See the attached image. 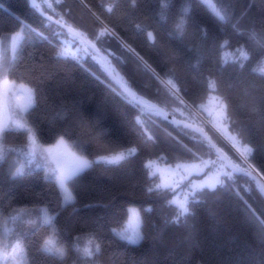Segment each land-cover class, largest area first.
Wrapping results in <instances>:
<instances>
[{
    "label": "trees",
    "instance_id": "1",
    "mask_svg": "<svg viewBox=\"0 0 264 264\" xmlns=\"http://www.w3.org/2000/svg\"><path fill=\"white\" fill-rule=\"evenodd\" d=\"M38 1L47 15L95 43L116 77L141 102L203 128L247 174L233 172L214 190L196 191L197 200L193 202L191 195L187 215L170 202V190L160 188L163 199L146 195V187L156 188L158 182L150 174L149 160L176 163L216 156L224 161L195 130L136 106L89 49L81 60L58 55L61 37L81 42L45 19L31 0H0L4 65L11 81L38 89L39 107L29 111L40 121V145L53 144L63 135L78 154L92 159L136 150L119 164L94 162L73 177L68 184L74 200L64 203L55 173L29 165L23 154L19 155L26 164L23 175H11L13 156L29 147L19 138L22 130H14L4 144L6 161L0 162L5 264H85L83 250L95 254L97 245L101 251L89 258V264H264V191L248 175L255 169L264 177V0H212L215 10L204 0ZM181 17L186 20L183 33L175 27ZM104 26L117 36L97 41ZM16 32L22 38L14 59L10 42ZM125 45H131L148 66ZM241 47L249 59L240 56ZM225 50L232 56L226 60ZM173 85L180 91L175 92ZM213 93L230 96L232 123L224 125L241 145L256 148L246 160L219 140L209 125L205 108ZM54 113L60 114L58 119ZM138 113L145 126L137 120ZM25 118L28 123L27 114ZM77 142L85 143L86 150L76 149ZM13 148L17 153L9 151ZM131 205L141 217L144 238L137 245L115 231L125 224ZM40 208L56 216L53 224L61 235L54 239L67 251L64 259L38 250L53 231L42 227L32 235L27 220L41 217ZM148 208L152 211L146 212ZM16 212L22 216L13 220Z\"/></svg>",
    "mask_w": 264,
    "mask_h": 264
},
{
    "label": "snow or ice",
    "instance_id": "2",
    "mask_svg": "<svg viewBox=\"0 0 264 264\" xmlns=\"http://www.w3.org/2000/svg\"><path fill=\"white\" fill-rule=\"evenodd\" d=\"M133 3H135V0H133ZM111 11V9H109ZM185 14L188 12V9H184ZM221 20L224 18L221 16ZM186 24V20L181 17L180 22L175 25V27L180 30L181 33L184 31V25ZM117 36V33L113 30L108 28L107 26H104L100 32V34L96 37V40L99 41L102 36ZM149 36H152V33L148 34ZM20 39V33L16 32L14 35H12V53L13 58L15 59V55L17 54V44ZM41 39H46V37H41ZM82 43L86 44L87 47L85 48V51H88V48L90 47L94 51H99L97 49L96 44L91 41H82ZM228 41L225 40L224 44H227ZM224 44L221 45V47L224 46ZM127 50L133 55L137 57V59L144 64L145 66H148V62L144 59L143 56H141L131 45H125ZM237 51L240 53V56L247 60L249 59L248 54L243 51V47L238 48ZM23 55V53H21ZM43 59V58H42ZM175 59V57H173ZM243 67V65H241ZM153 72H155L154 69H152ZM171 71V70H170ZM157 76H159V73H156ZM167 75V73H166ZM8 76L9 72L5 68L3 57L0 56V86H2L4 83L8 82ZM169 83L171 84L172 81L169 80ZM173 88L175 92H179L180 88L176 85H173ZM215 90V89H213ZM38 89L31 88L28 86H25L23 84H20L18 87L16 86V82H12V87H9L6 92H0V162L6 161V155L4 152V144L6 143L8 137L13 134L14 130H22L19 133V138L21 139L22 144L27 146L28 144H35L36 142V136L39 129L40 121L36 119L29 110L30 109H36L39 107V99L37 96ZM219 100V107H220V113L219 117L223 124L230 125L232 123L231 120V114H230V105H231V98L228 95H223L221 97H218ZM20 101H23V103H20ZM181 103H184L183 100H181ZM261 103L264 104V98H262ZM24 113L27 114L28 123L25 125L24 123H21L18 119L20 117V114ZM59 113H54V118H59ZM262 120H264V111H262ZM244 129H241V132H243ZM60 143H65L63 135L60 137ZM74 147L78 150L85 151L86 150V144L77 142ZM9 151L13 153H17V149L13 148ZM135 149L129 150V155H135ZM246 151L249 154L254 155L256 148L255 147H247ZM44 153H48L50 155V149H43ZM23 154L27 157L28 164L31 165L33 162L35 163L36 168H41L45 166L46 156L41 153L38 154L35 151H32L30 148L25 151V147H21L19 150V153H17V160L16 164L20 166H14V170L11 171V175L13 177L16 176H22L23 175V165L20 163L19 155ZM241 155H244V153H241ZM71 156L73 159V164L70 169L65 170L64 167L59 162H55V179L57 183L59 184V187L62 189H66V184L68 181L72 180L73 177H76L77 175L81 174L85 169L89 168L91 165V161L87 158V156L83 154H77L76 151L71 152ZM101 160H105L107 163L110 164H119L121 161L125 160V155L121 152L117 155L112 156L111 158L106 157H99ZM247 159V157H246ZM241 171L245 172L247 174L246 169H241ZM221 182L219 180L216 181V184H220ZM204 187H207L209 189H213L215 185H204L201 187V191H203ZM146 195L152 197L159 195L162 199L166 198L163 196L162 193H160V186L157 185L156 188L152 187H146ZM73 197L71 194H68L64 197V200L66 202L71 201ZM193 202H196L197 200V194L193 193L192 196ZM15 212L16 210L13 209ZM134 211V210H133ZM146 212H151L152 209L148 208L145 209ZM189 212L188 208L181 204L180 205V213L182 215H187ZM28 215L31 216L32 213L28 212ZM58 216V213L56 214ZM22 216V213L16 212V215L11 217L13 220H16ZM56 219V216H43V217H36L35 219H29L27 220V224L31 226L32 229V235H36L37 231H39L42 227L43 228H50L52 229L51 235H46L43 239V243L39 245L38 250L49 255V256H58L60 259H64L67 255V251L63 247H58L56 240L54 237H58L61 235V230L57 229L55 225L53 224V221ZM179 219V217L177 218ZM177 221H173V224L175 225ZM114 231V230H113ZM144 237L139 234L137 231H133L132 235H123L121 234V239L126 240L128 244L131 245H137L140 243V241ZM13 251H15V248H13ZM79 251V250H78ZM101 248L99 245H97L96 253H100ZM93 252L89 251L87 248L83 250L82 257L84 259L85 264H89V258L93 257L95 255ZM7 255V246L4 244L3 240H0V264H5V259Z\"/></svg>",
    "mask_w": 264,
    "mask_h": 264
},
{
    "label": "rangeland",
    "instance_id": "3",
    "mask_svg": "<svg viewBox=\"0 0 264 264\" xmlns=\"http://www.w3.org/2000/svg\"><path fill=\"white\" fill-rule=\"evenodd\" d=\"M204 1L213 10H215V5L212 0H204ZM21 38H22V34L20 33V39L18 41V44ZM82 44L78 42L76 43V41L73 38L61 37V43L59 45L58 55L64 57H73L79 60L83 58H87L88 51H85L86 47L83 46ZM10 45L12 49V41L10 42ZM2 47H3V41L0 39V56H2L3 54ZM223 56H224V60L232 57V56H228L227 50L224 51ZM261 70L264 72L263 65L261 66ZM12 82L13 81H11L8 78V82L0 86V92H6L9 87H12ZM20 84L23 83H16V86L18 87ZM23 85L28 86L26 84ZM20 103H23V101H20ZM205 113L208 117L209 125L214 130V132L218 134L219 136L218 139L221 140L223 143H225L241 158L246 160V156L249 155V153L246 151L247 145L245 146L241 145L236 139V137L221 122L219 117V113H220L219 100L214 93L212 94V97L205 108ZM25 116L26 114L21 113L18 119L20 120L21 123L27 125ZM137 120L145 126V123L140 113H138L137 115ZM208 121L206 122L208 123ZM146 131L149 133V135H151V132L147 128ZM64 141L65 143L62 144L60 143V139H58V141H56L53 144L41 146L36 136L35 144H29L28 149L30 148L32 151H35L38 154L43 153L46 156L44 167L48 169V171L54 170L55 162H59L62 165V167H64L65 170H68L71 168L73 164L71 152L75 150L65 139ZM247 147L250 148V146ZM43 149H50L51 154L48 155V153H44ZM130 149H135V148H129L126 151H122L125 157L129 155ZM4 152L6 153V151ZM119 153L102 155V156L106 158H111L112 156L117 155ZM241 153H244V155H241ZM99 157L101 156H96L93 159L89 157L87 158L91 161V165L94 162L107 163L105 160L99 159ZM16 160H17V156H13V163H15L14 166H20L16 164ZM19 160L20 163L23 165L22 171H24L26 164L22 158ZM147 165L150 168V174L152 176H157L158 178L157 185H159L160 188L162 189L170 190L173 192V195L170 197V202L176 205L179 208V210L181 204L185 205L188 208V202L191 195H193V193H195L196 191L201 190L202 186L215 185L214 188H216L218 185L224 183V181H226L227 179H231L233 177V170L230 169L226 164L221 162L219 158L216 156L206 157L197 161H188V162L178 161L176 163H166L164 161L153 159V160H149L147 162ZM217 180H219L221 183L216 184ZM68 182L66 184L67 191H65V189H62L64 203H67L64 200V197L68 194H71V196L73 197V199L68 202H72L74 200V195L69 187ZM37 211L40 213L41 217L54 216L50 214L45 208H40ZM134 230L139 232V234L143 236L141 231L140 212L136 206L131 205L128 207V218L125 224L121 228L116 229L115 231L121 237V234L132 235Z\"/></svg>",
    "mask_w": 264,
    "mask_h": 264
},
{
    "label": "water",
    "instance_id": "4",
    "mask_svg": "<svg viewBox=\"0 0 264 264\" xmlns=\"http://www.w3.org/2000/svg\"><path fill=\"white\" fill-rule=\"evenodd\" d=\"M31 2L38 7V9H39L40 13L42 14V16H44V18L47 19L49 22L54 23L55 25H57L58 27H60L62 30H64L65 32H67L69 35H71L72 37H74L77 40H79L81 43H82V41H90L83 34H81L79 31H77L76 29L70 27L69 25H66L65 23H63V22H61L59 20L54 19L53 17H50L49 15H47L38 0H31ZM84 45L87 46L86 44H84ZM88 49L92 53H94L95 55H97L98 58L102 61L103 67H104V69L106 71V74L110 78V80L112 81V83L118 89H120L136 106H138L140 108H143L145 110H148V111L159 112L160 114H162L163 116H165V118L168 119L169 122H171L175 126H180V127H184V128H188V129L195 130L196 132H198L199 134H201L208 141V143L213 147L215 153L224 161V163L230 169L233 170V172L242 173L239 170V167L237 165H235L234 161L223 150L220 149V147L213 140V138L203 128H201L199 126L192 125V124H190L188 122L179 120V119L173 117L172 115H170L167 111H165L161 107L150 106L148 104H145V103L141 102L116 77V75L114 74V72L110 69V65H109L107 56L104 53H102L100 50L99 51H94L90 47ZM253 170H254V172L251 171V172H249L248 175L250 177H252L258 183V185L262 188V190L264 191V177H263V175L259 171L255 170V169H253Z\"/></svg>",
    "mask_w": 264,
    "mask_h": 264
}]
</instances>
